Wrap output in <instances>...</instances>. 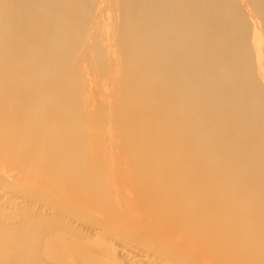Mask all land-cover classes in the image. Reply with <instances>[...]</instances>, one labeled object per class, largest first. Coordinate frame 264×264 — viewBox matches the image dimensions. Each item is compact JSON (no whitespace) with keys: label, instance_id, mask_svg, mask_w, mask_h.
I'll return each mask as SVG.
<instances>
[{"label":"bare ground","instance_id":"bare-ground-1","mask_svg":"<svg viewBox=\"0 0 264 264\" xmlns=\"http://www.w3.org/2000/svg\"><path fill=\"white\" fill-rule=\"evenodd\" d=\"M0 264H264V0H0Z\"/></svg>","mask_w":264,"mask_h":264}]
</instances>
